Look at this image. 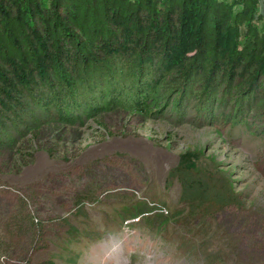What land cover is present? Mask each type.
<instances>
[{"label":"rangeland","instance_id":"obj_1","mask_svg":"<svg viewBox=\"0 0 264 264\" xmlns=\"http://www.w3.org/2000/svg\"><path fill=\"white\" fill-rule=\"evenodd\" d=\"M217 74L0 151V264H264V91Z\"/></svg>","mask_w":264,"mask_h":264},{"label":"trees","instance_id":"obj_2","mask_svg":"<svg viewBox=\"0 0 264 264\" xmlns=\"http://www.w3.org/2000/svg\"><path fill=\"white\" fill-rule=\"evenodd\" d=\"M219 69L243 87L238 116L264 91V0H0V151ZM200 186L192 202L225 203Z\"/></svg>","mask_w":264,"mask_h":264},{"label":"built area","instance_id":"obj_3","mask_svg":"<svg viewBox=\"0 0 264 264\" xmlns=\"http://www.w3.org/2000/svg\"><path fill=\"white\" fill-rule=\"evenodd\" d=\"M159 211H160V213H161V212H163V211H164V209H162V208H161Z\"/></svg>","mask_w":264,"mask_h":264},{"label":"bare ground","instance_id":"obj_4","mask_svg":"<svg viewBox=\"0 0 264 264\" xmlns=\"http://www.w3.org/2000/svg\"><path fill=\"white\" fill-rule=\"evenodd\" d=\"M122 248V247H121Z\"/></svg>","mask_w":264,"mask_h":264}]
</instances>
